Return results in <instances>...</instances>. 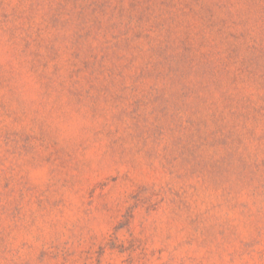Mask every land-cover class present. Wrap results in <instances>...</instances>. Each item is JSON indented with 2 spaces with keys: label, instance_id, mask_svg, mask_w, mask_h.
<instances>
[{
  "label": "rangeland",
  "instance_id": "374dc122",
  "mask_svg": "<svg viewBox=\"0 0 264 264\" xmlns=\"http://www.w3.org/2000/svg\"><path fill=\"white\" fill-rule=\"evenodd\" d=\"M0 264H264V0H0Z\"/></svg>",
  "mask_w": 264,
  "mask_h": 264
}]
</instances>
